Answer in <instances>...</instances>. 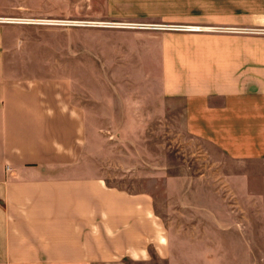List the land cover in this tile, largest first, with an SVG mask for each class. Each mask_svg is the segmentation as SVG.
<instances>
[{"label":"crops","instance_id":"1","mask_svg":"<svg viewBox=\"0 0 264 264\" xmlns=\"http://www.w3.org/2000/svg\"><path fill=\"white\" fill-rule=\"evenodd\" d=\"M59 1L54 20L174 29L74 27L108 31L68 36L78 69L64 72L62 30L0 24V264H264V0ZM15 13L0 0V17ZM131 39L148 41L137 67L156 71L143 78L146 100H185L190 129L210 144V165L193 177L144 175L188 202L177 233L151 191L110 186L96 159L116 133L99 122L136 119L146 100L119 87L88 98L69 77L88 72V57L95 72L129 69ZM127 130L138 132L131 122ZM136 162L116 167L140 179Z\"/></svg>","mask_w":264,"mask_h":264},{"label":"rangeland","instance_id":"2","mask_svg":"<svg viewBox=\"0 0 264 264\" xmlns=\"http://www.w3.org/2000/svg\"><path fill=\"white\" fill-rule=\"evenodd\" d=\"M1 2H10V5L15 4L17 12L15 13V18H38L35 16L45 15L49 17L48 19L54 20L57 16H60L59 0H1ZM45 27L51 31L53 29L62 30V38H68V36L78 32L108 31L107 29L78 30L74 27ZM68 40L69 38L66 42H62L64 50V72L66 70L72 72L78 69L75 44ZM131 42L134 45L130 50V54L125 59L128 62L127 67H130L129 69L95 72L92 71L94 68L93 58L88 57L85 58L87 66L85 70L89 69L88 72H73L69 75L72 85L76 88L85 89L88 98H101L105 96V92L110 87H119L120 95L129 93L135 97L136 101H145L147 98H145V91L142 86L143 78L145 76H151L152 72L156 71L147 68L146 70H142L137 67L139 65L137 62L140 60L139 52L143 50L148 41L131 39ZM103 58L110 60L111 63L113 60L115 63L117 61L125 62L124 57L120 55L117 57L105 55ZM59 62L60 59L52 61L54 65H58ZM117 66L111 65L115 69ZM34 69L32 65L29 71L32 72ZM21 70L25 72L27 68L22 67ZM166 100L161 104H156L148 100L144 104H137L136 114L138 116L131 121L119 118L115 121L99 122L101 128H113L116 133L115 135H107L104 137L105 141H102L103 143L101 144L103 145L101 148L102 153H99L101 157L98 155L99 158L96 157V159L107 162V168L103 170L104 174L108 177L110 186L124 188L130 192L151 191L154 195L153 199L157 215L168 226L176 230L177 233L182 230L186 217H189L188 214L190 212H188V208L184 207V204L188 202L185 201V198L181 194L178 196H168L166 194L168 184L164 179H157L156 181L146 180L144 175L149 171H153L154 168V171L162 169L163 172L169 173L172 177L181 175L193 177L196 175L197 170H205L210 165V158L206 159L202 157L210 152V144L209 142H200L197 140V136L190 129L193 125L191 120L193 115L187 114L191 110V107L186 101L170 98ZM195 110H199V108L196 107ZM130 122L136 124L138 130L136 134L128 133L129 131L127 129ZM97 123L90 122V126L96 129ZM110 144L117 145V147H110ZM139 160L141 162L140 166L138 165L139 173L141 174L140 179L131 178L128 175L129 172L124 171L119 166L116 167V164L120 162L124 165H132V163H138L136 161ZM149 163L151 165H147ZM171 183L174 188L180 186V180H172ZM191 198H194V196H191ZM179 238L178 236V240Z\"/></svg>","mask_w":264,"mask_h":264},{"label":"built area","instance_id":"3","mask_svg":"<svg viewBox=\"0 0 264 264\" xmlns=\"http://www.w3.org/2000/svg\"><path fill=\"white\" fill-rule=\"evenodd\" d=\"M22 24V25H35V26H49V27H65V28H72V27H92V28H116V27H124V28H162V29H174L173 27L166 26V25H137V24H125V23H110V22H90V21H76V20H65V19H48V18H7V17H0V24ZM177 29H181L183 31H189L191 28L190 26H179L175 27Z\"/></svg>","mask_w":264,"mask_h":264},{"label":"bare ground","instance_id":"4","mask_svg":"<svg viewBox=\"0 0 264 264\" xmlns=\"http://www.w3.org/2000/svg\"><path fill=\"white\" fill-rule=\"evenodd\" d=\"M189 31H201V29L200 28H195V27H191L190 29H189ZM188 31V32H189Z\"/></svg>","mask_w":264,"mask_h":264}]
</instances>
